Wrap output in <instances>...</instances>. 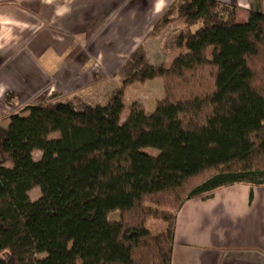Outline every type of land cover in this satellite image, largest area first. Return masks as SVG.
<instances>
[{
	"label": "trees",
	"instance_id": "1",
	"mask_svg": "<svg viewBox=\"0 0 264 264\" xmlns=\"http://www.w3.org/2000/svg\"><path fill=\"white\" fill-rule=\"evenodd\" d=\"M175 21L185 52L168 67L138 59L105 105H32L0 128V264H170L187 201L264 186V6L239 23L232 5L174 0L153 30ZM156 79L152 114L125 105Z\"/></svg>",
	"mask_w": 264,
	"mask_h": 264
},
{
	"label": "crops",
	"instance_id": "2",
	"mask_svg": "<svg viewBox=\"0 0 264 264\" xmlns=\"http://www.w3.org/2000/svg\"><path fill=\"white\" fill-rule=\"evenodd\" d=\"M109 1L0 0V75L9 69L19 56L30 54L32 57L36 53L37 39L43 40L41 44L49 48H54L55 44L63 41L61 49L57 50L62 56L69 54V50L75 46L78 49L74 59L78 60L81 58V52L87 53L88 49L85 47L90 43L89 40L92 43L99 37L109 40V43L114 37L119 41L125 40L130 31L126 38H123L124 26L128 30L133 26L132 30L136 32V24V30L140 29L152 13L160 18L174 0H142V6L123 4L119 9L116 7V10H109L108 15L98 14L107 9ZM124 1L129 0H121ZM214 1L234 6L237 15L238 12L243 13L242 22L247 19L250 9L262 8V2L255 4L253 0ZM152 2H158L154 6V10L158 6V12H153ZM62 8L69 11L61 16L58 13ZM141 12L151 13L146 16L140 15ZM114 13L119 14L116 19L113 17ZM132 13L135 14L131 16ZM86 16H89V19H86ZM38 20L42 24L39 33L27 35L28 37H24L19 44L16 27L29 24L33 27ZM49 20L51 23H57L64 33L68 31L75 38L65 41V34L45 30L43 22ZM112 21L115 23H111ZM119 28L122 38L117 31ZM91 56L98 60L100 55L97 51ZM28 60V56L21 60L22 72L36 71L37 75L42 74L48 80L58 73L59 77L67 75L64 69L62 72L57 70L58 72L52 71L44 75L39 69H34L33 62L30 60L29 64ZM1 85L7 86V90L17 91L13 79L8 83L0 80V87ZM170 264H264V186L237 184L216 190L208 199L187 201L177 213Z\"/></svg>",
	"mask_w": 264,
	"mask_h": 264
},
{
	"label": "rangeland",
	"instance_id": "3",
	"mask_svg": "<svg viewBox=\"0 0 264 264\" xmlns=\"http://www.w3.org/2000/svg\"><path fill=\"white\" fill-rule=\"evenodd\" d=\"M253 1H255V4L262 2V7L264 6V0ZM124 2H121V0H110V5H108L107 9L98 14H102L103 16L108 15L109 10H116V7L119 9L121 8L120 5L123 4L127 6H142L144 3L142 0H129L128 2ZM153 2V12H156L158 6L155 7V10L154 6L158 2ZM68 11L69 9L66 8L65 10L62 8L58 14L62 16L68 13ZM150 13L141 12L140 15L149 16ZM134 14L132 13L131 16ZM152 14H150V17H147L148 19L146 18L144 25L140 29L136 30L138 26L136 24L134 27L136 32H133V26H131L132 28L130 30L124 26L122 32L124 35L123 38H126V35L130 32L129 37L125 40L122 39V42L114 37L110 39L111 42L109 43V40L106 41L102 37H99L96 42L92 43L88 37L87 40L90 43L88 45L85 44V48L88 49L86 50L87 53L81 52V58L78 60L74 59L77 55L75 52L78 49L75 46L69 50V54L62 56L57 50L61 49L63 41L59 43L61 46L55 44L54 48H49L41 44L43 40H35L36 53L32 57L30 54L19 56L10 68L0 75L1 81L8 83L13 79L14 84L17 86V91L7 90L8 87L4 85L0 87V128L5 129L7 127L8 117L10 115L25 114V108L32 105L64 103L70 104L76 109H81L85 106H103L106 104L111 92L122 85L127 75L132 74L141 66V63L137 61L138 59H141L145 65H163L164 67H168L174 56L185 52V49L177 46V39L184 32V25L182 21H175L164 27H160L158 24L157 28L153 30V26L160 18L157 17L158 15H154V17ZM242 14L241 12H238V15L236 14V19L239 23L246 21L242 22ZM118 15L114 13V19ZM156 18L157 20L155 21ZM86 19H89V16H86ZM113 22L115 23V21L111 23ZM56 24L51 23L50 20L49 22H43L45 30L65 34V41H71L75 38L68 31L64 33L63 29ZM41 25V22L38 20L33 27L31 24L16 27V33L19 35L17 39L19 40V44L27 35H36L39 33ZM99 27H102V25H99ZM5 31L6 29L3 30V32ZM117 31L120 35V28ZM85 48L82 49L85 50ZM97 51L100 56L98 60H95L91 58V54ZM213 54L214 52L212 50L209 51V58ZM26 56L29 59L27 62L31 64L32 61L34 69H39L44 75L57 70H61L60 72H62L63 69L67 75L65 77H62V75L59 77L60 73H58L55 77L48 80L42 74L41 76L40 74L37 75L36 71L22 72L20 70L22 68L21 60ZM13 74H16V76H13ZM162 97L163 81L160 79L146 81L144 83H134L127 86L124 93L125 105L138 102L143 105L147 115L153 113L156 102ZM260 120L264 123V112L261 113ZM56 138H58L57 133L51 135V139ZM148 152L152 155L156 154L153 150H148ZM40 155V152H35L33 154L34 160H38ZM44 187L46 188V186ZM44 187H38L29 192V199L31 201L38 200L46 192ZM117 214V212L111 214L109 219L115 220Z\"/></svg>",
	"mask_w": 264,
	"mask_h": 264
}]
</instances>
